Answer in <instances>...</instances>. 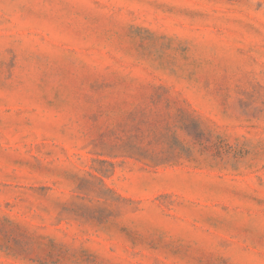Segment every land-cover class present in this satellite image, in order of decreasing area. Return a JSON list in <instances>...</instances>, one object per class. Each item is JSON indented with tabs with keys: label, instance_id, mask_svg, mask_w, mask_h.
Listing matches in <instances>:
<instances>
[{
	"label": "rangeland",
	"instance_id": "1",
	"mask_svg": "<svg viewBox=\"0 0 264 264\" xmlns=\"http://www.w3.org/2000/svg\"><path fill=\"white\" fill-rule=\"evenodd\" d=\"M0 264H264V0H0Z\"/></svg>",
	"mask_w": 264,
	"mask_h": 264
}]
</instances>
